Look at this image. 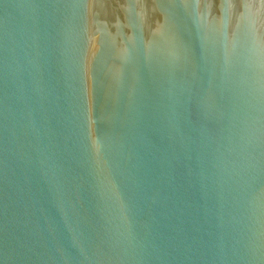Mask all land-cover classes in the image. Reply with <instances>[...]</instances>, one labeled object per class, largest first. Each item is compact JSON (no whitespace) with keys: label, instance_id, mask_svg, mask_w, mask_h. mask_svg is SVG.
<instances>
[{"label":"water","instance_id":"95a60500","mask_svg":"<svg viewBox=\"0 0 264 264\" xmlns=\"http://www.w3.org/2000/svg\"><path fill=\"white\" fill-rule=\"evenodd\" d=\"M0 264H264V0H0Z\"/></svg>","mask_w":264,"mask_h":264}]
</instances>
